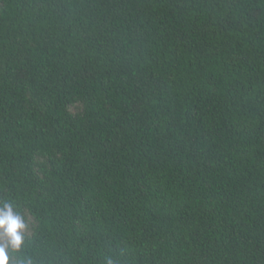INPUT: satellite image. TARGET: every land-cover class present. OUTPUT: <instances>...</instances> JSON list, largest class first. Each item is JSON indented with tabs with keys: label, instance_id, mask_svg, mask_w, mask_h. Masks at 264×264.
<instances>
[{
	"label": "trees",
	"instance_id": "trees-1",
	"mask_svg": "<svg viewBox=\"0 0 264 264\" xmlns=\"http://www.w3.org/2000/svg\"><path fill=\"white\" fill-rule=\"evenodd\" d=\"M31 264H264V0H0V206Z\"/></svg>",
	"mask_w": 264,
	"mask_h": 264
},
{
	"label": "clouds",
	"instance_id": "clouds-1",
	"mask_svg": "<svg viewBox=\"0 0 264 264\" xmlns=\"http://www.w3.org/2000/svg\"><path fill=\"white\" fill-rule=\"evenodd\" d=\"M28 224L24 217L9 202L0 206V264H31V261L15 259L12 257L21 252L26 239ZM106 264H114L111 258Z\"/></svg>",
	"mask_w": 264,
	"mask_h": 264
}]
</instances>
